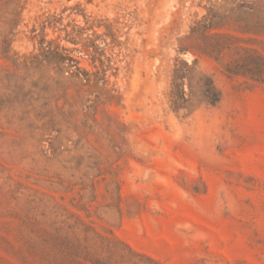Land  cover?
Wrapping results in <instances>:
<instances>
[{"label": "rangeland", "instance_id": "374dc122", "mask_svg": "<svg viewBox=\"0 0 264 264\" xmlns=\"http://www.w3.org/2000/svg\"><path fill=\"white\" fill-rule=\"evenodd\" d=\"M234 3L0 0V264H264V64L178 52L207 13L264 27ZM175 57L215 105L170 108Z\"/></svg>", "mask_w": 264, "mask_h": 264}, {"label": "trees", "instance_id": "16d2710c", "mask_svg": "<svg viewBox=\"0 0 264 264\" xmlns=\"http://www.w3.org/2000/svg\"><path fill=\"white\" fill-rule=\"evenodd\" d=\"M234 1L231 0V3ZM234 4L242 13H247V9L252 8L244 2ZM217 18V14L207 13L194 20L189 25L188 32L179 39L188 41V45H179L178 52L192 50L221 62L223 54L232 50L236 57L223 65L225 72L229 75H244L252 80L261 81L264 54L255 48L239 44L244 40L242 37L218 29L226 25L239 32L256 34L264 30V27L248 23L229 24ZM64 60L65 57H59L58 63L62 64ZM185 87L187 90L184 89ZM220 96V91L211 77L198 69L196 58L190 63L178 57L174 58L168 90L169 106L173 111L185 109L186 113H191L202 104L215 105L220 100Z\"/></svg>", "mask_w": 264, "mask_h": 264}]
</instances>
